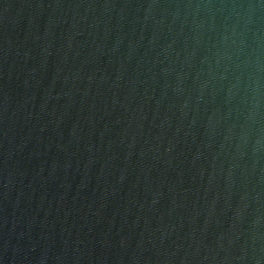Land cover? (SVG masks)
Returning a JSON list of instances; mask_svg holds the SVG:
<instances>
[{
	"label": "water",
	"instance_id": "1",
	"mask_svg": "<svg viewBox=\"0 0 264 264\" xmlns=\"http://www.w3.org/2000/svg\"><path fill=\"white\" fill-rule=\"evenodd\" d=\"M0 264H264V0H0Z\"/></svg>",
	"mask_w": 264,
	"mask_h": 264
}]
</instances>
